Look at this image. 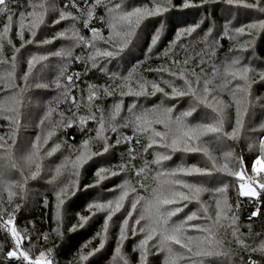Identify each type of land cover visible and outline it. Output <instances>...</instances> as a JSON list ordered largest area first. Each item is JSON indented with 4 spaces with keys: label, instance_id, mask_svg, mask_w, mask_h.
I'll list each match as a JSON object with an SVG mask.
<instances>
[{
    "label": "trees",
    "instance_id": "1",
    "mask_svg": "<svg viewBox=\"0 0 264 264\" xmlns=\"http://www.w3.org/2000/svg\"><path fill=\"white\" fill-rule=\"evenodd\" d=\"M40 4L55 12L46 16L47 10L41 11L34 35L30 32L24 35L20 29L12 28V47L22 60L16 72L19 79L12 88L0 84V175L7 178L0 182V264H163L149 243L139 245L144 233L136 231L134 222H140L135 219L136 208L129 202L131 197L148 195L156 172L149 132L138 123L142 118L149 121L161 109L166 112V121L178 124H175L177 131L187 129L188 133L191 130L188 128L202 123L203 116H211L206 126L217 121L216 111L199 103L187 82L215 90L210 81L219 86L217 69L222 68L226 58L241 52L242 45L246 46L248 59L264 63V0H0V27L20 14L33 10L39 14ZM112 7L124 12L118 18L136 15L140 21L128 46L121 47L116 52L119 55L102 59L101 68H95L86 60L90 54L87 44L94 36L102 41L108 39L116 29V21L111 19ZM222 9L236 10L237 19L229 20L230 16L221 14ZM66 22L80 41L70 55L59 47L52 49L45 45L57 36H65ZM212 23L223 32L212 43H205L204 35ZM103 43L105 53L116 48ZM31 67L43 68L44 74L32 73ZM178 68L180 73L188 70L190 74L184 79L191 80H181V86L170 87L167 83L175 82L171 72ZM45 78L47 84L43 87ZM24 79L25 86L20 84ZM241 80L231 85L234 94L242 85ZM255 80L258 79L251 77L247 89L257 99L264 93V83L251 84ZM153 86L159 89L158 93H153ZM36 87L44 90L38 103L39 111L44 113L36 111L33 127L26 130L23 124L31 109L26 106L21 90ZM176 88L183 94L177 98L171 96ZM225 90L223 87L220 93L224 101L230 98ZM251 98L247 107L257 108L260 103ZM113 108L117 109L118 120H111ZM244 112V120L248 122ZM131 114L140 118L133 119ZM39 115H43L45 125L55 134L48 136V145L56 153L45 152L43 163L33 161L32 168H27L21 165L17 149L23 136L29 135L30 143L35 140ZM236 115L239 116L232 109L226 113L224 120L230 121L231 129L236 128ZM149 122L158 132L174 131L164 129L160 121ZM183 122L188 126L183 127ZM242 125L240 132L232 136L226 127L216 135L210 128L208 135L177 137L174 142L181 156L172 159L171 164L188 155L191 179L207 180V173L214 169L208 163L209 155L202 150L203 145L227 146L237 163L224 176L227 218L236 221L233 229L240 237L228 240L231 232L225 230V225L222 229L218 227L208 214L206 221L200 222L202 227H193L191 232L199 234L201 228H206L201 246L223 241L226 251L238 262L235 264H264V177L251 178L261 173L253 168L258 156L245 146L248 128ZM14 135L23 136L18 140ZM195 140L199 142L192 147ZM50 156L54 160L48 159ZM56 163L63 168V175L55 184L50 182L54 176L50 170ZM164 168L172 169L167 163ZM123 173L132 187L131 192L125 183L129 186L127 201L122 195L113 206H108L106 200L97 204L105 193L118 187ZM182 185L186 186L177 184ZM244 186H254L258 192L255 196L244 195L241 193ZM31 196L36 199L31 200ZM199 196L197 193V204ZM171 199L168 201L173 205ZM186 206L184 211L193 204ZM168 209L174 211L179 221L188 218L182 210ZM175 245L179 246L178 241ZM9 252L18 258H8Z\"/></svg>",
    "mask_w": 264,
    "mask_h": 264
},
{
    "label": "rangeland",
    "instance_id": "2",
    "mask_svg": "<svg viewBox=\"0 0 264 264\" xmlns=\"http://www.w3.org/2000/svg\"><path fill=\"white\" fill-rule=\"evenodd\" d=\"M42 10H47V8L40 4L39 14L35 10L26 14H20L15 18L8 19L2 25V27H0V84L5 85L7 88L14 87V81L19 79V73L16 72L22 61L20 56L17 55V50H14L12 47L14 43V37L11 36L12 28L20 29L24 35L25 32H28V35L29 32L31 35H34V26L38 24ZM53 12H55V10L51 8L46 11L45 15L50 16V13ZM110 12L111 19L116 21L117 26L109 38L103 41L105 43H110V47L111 45H116V48L115 50L110 48V52L105 53L103 48L104 43L101 40V37H92L87 44L90 49V54L86 57V60L95 68H101L103 65L102 59H105L112 54L119 55L120 53L116 52L121 47L128 46L134 37L136 24L140 21L137 20L136 15H131L128 17L125 15V17L118 18V15L124 14V12L122 10L116 11L113 7ZM140 12L144 15L143 11ZM220 12L223 14V16H230V18L228 17L229 20L237 19L238 16L236 10L233 9H222ZM65 18L67 17L65 16L64 19ZM65 27V36H57L50 42H47L45 45L48 47H59L62 49L65 55H70L71 51L75 49L76 45L80 44V41L78 40L76 33L73 31L71 24L66 22ZM222 30L223 29L217 26L216 23H212L209 30L204 35L205 43H212L216 36L223 32ZM242 46L243 50L241 52H238L232 57L226 58V62L222 68L217 69L219 71L217 73L219 86H217L216 83H212L210 81V84L215 87V90L209 89L200 83L187 82L190 93L195 96L196 100L203 105L210 106L212 109H214V111H216L218 115L217 121L211 122L210 125L206 126L205 122L211 119V116H203L201 117V120L204 119L202 123L199 122L198 124L188 128L191 129L188 133L187 129H181L177 131L178 128L175 126L177 123L170 119L166 121V112L164 109H161V111L158 112L153 110L156 111V113L152 114V116L149 118V121H160V124L164 129L167 130L171 128L174 131H169L166 134L164 132H158L156 129L152 128L153 125L146 118H142L141 122L138 123L141 124L143 129H146L149 132L148 142L154 153L153 165L155 166L156 172L154 174V184L148 195H144L143 197H131L129 202L134 208H136L135 219L136 221L140 222V224L134 222L137 227L136 231L138 232L139 230L144 233L139 245H141V243L142 245L144 243H149L150 249L155 251L153 253L161 256L163 264H204L210 262H215L218 264L238 263L235 260V257L232 256L230 252L226 251L223 241L208 245L204 243L203 246H201L202 240L205 236L204 231H206V228H201L199 234L191 232L193 227H202L200 222L203 219L206 221V216L208 214L215 219V223H217L218 227L222 229L225 225V230L231 232L228 235V240H230L231 237L239 239L240 236L235 233L233 229L236 226V221H234L233 218H227L229 213L227 211V199L225 194L226 185L224 176H226L228 173H231L237 164L235 157L232 156V152L227 151L228 148L226 145L210 146L209 144H204L202 150L209 155L210 160L208 163L212 165L214 171L207 173V180H201L200 182L191 179V171L188 170L191 169L189 167L192 166L189 162L190 156L186 155L180 160L175 161L174 164H171V160L181 156V154L177 152L179 148H177L178 146H176L174 142V139H177V137L180 139H186L189 137L194 138L196 134L201 136L208 135L207 132L210 128L211 133L216 135L226 127L228 129L227 131H230L228 134L232 136L233 133L237 135V132H240L241 124H243L242 128L245 126H247L245 128H248V132L246 136H244V140L248 141V144L245 142V146L249 149H252L258 156L255 163H253V168L255 171L261 173L260 176L251 178L261 180L264 177V137L262 136L264 133V93L261 97H257V99L259 98V100H257L253 98L254 96L249 94L247 89V85L249 84L251 77H256V79H258L253 82L251 81V84L254 83L253 85L258 86L260 83H264V63L248 59L246 57V46ZM52 49H54V47ZM11 51L14 53L9 56ZM26 68L29 69L28 66ZM55 70H58V68L55 67ZM178 70L179 68L171 72L172 80L175 82L167 83L168 86L179 87L182 85L181 80H191L190 78L184 79L186 75L190 74L188 70H181V73ZM30 71L32 73L38 71L37 73L41 72L44 74L43 68L33 69L31 67ZM238 71H241V73ZM32 73L31 78L33 79ZM46 73L48 74V72ZM240 74L242 75V80ZM168 80L169 78H166V81ZM236 80H241L242 85L237 90V93L234 94L231 85ZM140 83L144 82L141 81ZM162 83L164 84L166 82L163 81ZM20 84L25 86V79ZM46 84L47 78L43 79L42 86L44 87ZM223 87L226 89L225 94L230 96V98L225 101L220 94L223 92ZM178 89L179 88H176V90L172 92V97L177 98L183 95ZM26 90H21V96L23 97L26 106H28L31 111L29 115L27 114V122L23 124V128L26 130H31L33 124L35 123V112L37 111L39 114L44 113V110L40 112L38 108L39 94H41L44 90H41L40 88L39 91L37 87L27 91ZM158 92L159 89L156 86H153V93ZM250 98L252 100L255 99L253 102L258 104L260 103V105L257 108L247 107V100ZM244 107H246L245 112L243 111ZM231 109L234 111V113L239 114V116L236 115L238 116V121L236 122L235 129H231L230 121L225 122L224 120L226 119L227 111ZM116 111L117 109L113 108V112L110 114V116H112L111 120L119 119V115L116 113ZM28 112L29 111H27V113ZM243 112L244 116L248 119V122H245ZM254 115L256 117V121H252L255 118ZM130 117L133 119L140 118V116L136 114H131ZM181 125L183 127L188 126L185 122H183ZM36 127L38 134L36 135L35 140L31 143L29 141V135H14L18 140H20V138L23 136L21 147L17 149V151H19L17 156L22 160L21 165L27 168L34 164L33 161H36L37 163H43V156L45 155V152H49L52 155L56 153L55 149L53 147L49 148L50 146L48 145V136L50 133L53 135L55 134L52 133L53 130L51 128L45 125L43 121V115H39V120L38 124H36ZM99 130H104V128H99ZM197 142L199 141L195 140V144H193L192 147L197 145ZM36 154L37 158H35ZM193 154L197 157V151H195ZM186 157L187 160H185ZM50 158L54 160V157L50 156L48 159ZM166 163L167 166L172 169L164 168ZM196 166L197 163L195 164V167ZM47 168L49 169V166ZM50 171H54V176L50 179V182L56 184L57 179L63 175V168H61L60 165L56 163L52 166ZM194 171V178H196L197 168H194ZM122 175L123 180L121 183H119L118 187L109 191L108 193H105L101 199H98L97 204L101 205L106 200L108 206H113L119 203V200L123 197L122 195H125L127 201V192L129 191L130 185L126 180V175L124 173ZM4 177L6 178L4 174L0 175V182L4 183L2 180ZM179 182L186 184V186L184 187L182 185L178 187L177 184ZM125 183H127L129 186ZM190 188L192 189L189 190ZM67 189L68 187L65 188L66 192L68 191ZM130 191L132 192L131 186ZM257 192L258 190L254 186H244L241 188V193L244 195L255 196ZM65 193L61 192V194ZM197 193H200L198 204ZM103 197L105 198L103 199ZM170 197H172L170 201H173V205L169 204L168 200ZM34 199L36 198L31 196V200ZM189 200L191 201L189 202ZM67 201L69 202V200H66V202ZM188 203L193 204V206H189V208L184 211ZM108 206L106 205L103 207ZM167 207L177 208L178 210L186 212L188 218L179 221L178 216L174 214V211L168 209ZM175 241H178L179 246L175 245ZM8 255V258L16 259V257H12L15 256L13 252H9L7 256Z\"/></svg>",
    "mask_w": 264,
    "mask_h": 264
},
{
    "label": "built area",
    "instance_id": "3",
    "mask_svg": "<svg viewBox=\"0 0 264 264\" xmlns=\"http://www.w3.org/2000/svg\"><path fill=\"white\" fill-rule=\"evenodd\" d=\"M13 253H14V252H13ZM14 254H15V253H14ZM8 257H9V255H8ZM12 257H16V258H18V255L15 254V256H12Z\"/></svg>",
    "mask_w": 264,
    "mask_h": 264
}]
</instances>
